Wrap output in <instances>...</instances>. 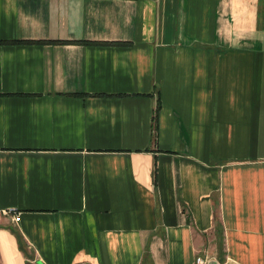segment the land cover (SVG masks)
I'll list each match as a JSON object with an SVG mask.
<instances>
[{
	"label": "crops",
	"instance_id": "0c3cea01",
	"mask_svg": "<svg viewBox=\"0 0 264 264\" xmlns=\"http://www.w3.org/2000/svg\"><path fill=\"white\" fill-rule=\"evenodd\" d=\"M199 256L264 264V0H0V264Z\"/></svg>",
	"mask_w": 264,
	"mask_h": 264
},
{
	"label": "built area",
	"instance_id": "2783aa9c",
	"mask_svg": "<svg viewBox=\"0 0 264 264\" xmlns=\"http://www.w3.org/2000/svg\"><path fill=\"white\" fill-rule=\"evenodd\" d=\"M5 214H12V215H17V213H15L14 211H6ZM19 219L17 217H15V221L17 222ZM208 260L204 257H196L195 258V263L194 264H207Z\"/></svg>",
	"mask_w": 264,
	"mask_h": 264
},
{
	"label": "trees",
	"instance_id": "16d2710c",
	"mask_svg": "<svg viewBox=\"0 0 264 264\" xmlns=\"http://www.w3.org/2000/svg\"><path fill=\"white\" fill-rule=\"evenodd\" d=\"M61 43H73V44H79V45H92L95 42H91V41H73V42H67V41H65V42H61Z\"/></svg>",
	"mask_w": 264,
	"mask_h": 264
},
{
	"label": "water",
	"instance_id": "95a60500",
	"mask_svg": "<svg viewBox=\"0 0 264 264\" xmlns=\"http://www.w3.org/2000/svg\"><path fill=\"white\" fill-rule=\"evenodd\" d=\"M207 264H217L215 261H210Z\"/></svg>",
	"mask_w": 264,
	"mask_h": 264
}]
</instances>
